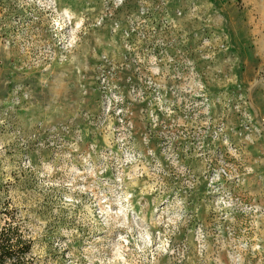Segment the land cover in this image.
<instances>
[{
    "label": "rangeland",
    "instance_id": "rangeland-1",
    "mask_svg": "<svg viewBox=\"0 0 264 264\" xmlns=\"http://www.w3.org/2000/svg\"><path fill=\"white\" fill-rule=\"evenodd\" d=\"M9 222L27 264H264V0H0Z\"/></svg>",
    "mask_w": 264,
    "mask_h": 264
},
{
    "label": "trees",
    "instance_id": "trees-1",
    "mask_svg": "<svg viewBox=\"0 0 264 264\" xmlns=\"http://www.w3.org/2000/svg\"><path fill=\"white\" fill-rule=\"evenodd\" d=\"M31 253L32 242L26 239L20 225L9 222L0 228V264H27Z\"/></svg>",
    "mask_w": 264,
    "mask_h": 264
}]
</instances>
